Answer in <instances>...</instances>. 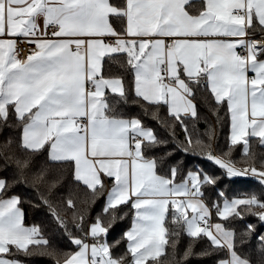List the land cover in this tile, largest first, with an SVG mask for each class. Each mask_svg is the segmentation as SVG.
<instances>
[{
	"label": "snow or ice",
	"instance_id": "6c2138e0",
	"mask_svg": "<svg viewBox=\"0 0 264 264\" xmlns=\"http://www.w3.org/2000/svg\"><path fill=\"white\" fill-rule=\"evenodd\" d=\"M186 5L189 0H0V133L20 129L18 143L6 136L0 148V264H24L15 258L21 254L48 256L55 264H160L166 245L171 264H180L181 233L192 238L181 259L224 252L216 264H264V158L257 168L246 139L258 137L264 147V0H205L193 11ZM110 16L123 26L114 27ZM16 36L34 45L26 58L15 54ZM105 55L125 58L131 103L146 114L152 105L167 138L108 102L105 89L129 100L122 78L100 74ZM205 85L215 105L227 103L229 148L212 150L215 131L209 127L207 143L195 141L197 153H206L230 179L254 178L260 193L229 199L220 190L213 200L206 190L219 188L221 177L200 169L181 176L182 162L168 163L176 148L190 151L175 130L179 126L191 143L201 118L195 100ZM161 105L171 121L160 115ZM241 142L246 168L231 157V146ZM70 168L76 189L58 197ZM81 183L91 193L75 208ZM20 184L35 189L34 206L50 210L75 251L62 253L39 226L24 225L21 198L14 194ZM106 188L89 224L91 206ZM63 206L74 209L71 221L61 214ZM129 211L126 251L115 254L111 249L120 241L109 245L106 235ZM197 238L208 242L200 253L193 252ZM253 240L255 259L252 251H238Z\"/></svg>",
	"mask_w": 264,
	"mask_h": 264
},
{
	"label": "trees",
	"instance_id": "16d2710c",
	"mask_svg": "<svg viewBox=\"0 0 264 264\" xmlns=\"http://www.w3.org/2000/svg\"><path fill=\"white\" fill-rule=\"evenodd\" d=\"M190 11L192 9L189 6ZM111 23L115 26L114 18L111 17ZM117 21V20H116ZM121 25V21L119 23ZM118 28L117 26H115ZM120 28V27H119ZM116 55V54H113ZM122 64L126 65V60L122 56H117L116 59L110 60L109 56L105 57L102 62L101 75L105 78H122L123 83L125 85L126 92L128 94V103H124L123 100L119 97V95H112L106 92L108 102L110 104H114L116 110L122 113L123 116L128 118H139L143 125L149 128H152L156 135L167 138L168 133L164 131L161 123L153 118L151 114L152 105H147V102L141 101L147 105L150 111L146 114L138 104L131 103V100L134 99V93L132 92V73L127 71L126 66H122ZM207 96L208 103L203 102L202 97ZM195 104L197 106V111L200 115V119L195 124V130L192 129V121L189 120V130L193 131V135L191 137V143L185 140L184 131L177 126L176 127V135L177 139L180 141H185L186 146L190 149V151L186 154L182 149L176 148L173 157L169 159L168 163H175L176 161H181V176L185 175L189 170H197L200 169L203 172L214 174L218 177L222 178V183L219 185V188L213 190L211 188L206 190V195L213 200L219 199L216 193L220 190L225 191L227 197L237 198L243 197L247 193H260L262 191L260 184L251 177H236V178H228L224 175L222 169H220L214 162L209 161L206 158V153L204 156H201L196 151L195 141L197 138L201 139L205 143H207V136L204 135L206 129L209 127L213 128L215 131V137L212 142V150L219 154L221 151H227L229 148V113L226 106V103H222L219 106L215 105L214 98L211 96L208 89L204 86L202 90L197 92V98L195 100ZM160 115L167 118L171 121L173 118L170 117L167 113L166 106L161 105L159 108ZM218 113V115H217ZM219 120V122H217ZM6 136H10L13 141L19 142L20 139V129H11L7 132L0 133V148H2L3 141ZM249 140L250 144V152L255 155V166L257 168L260 167V161L264 158V147L260 145V142L257 138L246 137ZM175 147L170 144L168 146V150H172ZM232 147L231 157L235 163L237 168H246L247 165L244 163V160L247 158L244 156L242 151V142L238 143ZM3 161L0 160V164ZM167 167V165H165ZM2 174V173H0ZM8 176L12 175V172L9 171L7 173ZM69 188L76 189L75 182L71 179V168L69 169L68 180L65 184L60 188L57 196L67 197ZM91 190L86 189V187L81 183L79 185V195L73 196L75 200V208L82 207L80 201L84 199L87 195H90ZM107 193V188L105 189V195L102 196L99 200L95 202L94 205L91 206V214L88 217V223L90 224L96 218V214L101 211L104 199ZM19 195L21 198V207L23 208V223L25 226H39L42 229L43 233L52 241L57 249H59L62 253H69L75 251V246L70 243V240L67 235L64 234L62 230L57 227L56 221L50 215V210L40 204V206H34L39 204V200L37 197V192L34 188L30 186H26L24 184H20L16 187L15 193ZM31 201V203H29ZM222 203V201H221ZM64 210L62 211V215L66 217L67 220L71 221L72 216L71 212L74 209H68L66 206H63ZM215 216L213 215V220L215 222ZM250 222H255V217H248ZM132 221V214L129 211V215L124 219L117 220L111 227H109L108 233L106 235V239L109 245H114L117 240L120 241L119 245L112 248L111 250L115 254H122L126 251V239L124 238V232L129 228ZM104 222L106 224L107 217H104ZM229 227H241L242 225L239 222L234 221H223ZM87 227V225H86ZM169 228L172 225L169 223ZM74 235H79V233H73ZM190 237H188L185 233H181L180 238L177 244V250L175 259L180 261V264H216V260L219 258H223L225 256L224 252L216 253L212 256H200V255H191L187 259H181L185 250L188 248L189 243L191 242ZM89 242H91L89 238ZM31 247V246H30ZM208 247V242L206 239L197 238L195 243H193V252L200 253L204 248ZM256 242L253 240L252 243L246 246L244 249H239L238 251H252V258H256L255 249ZM18 260L24 262V264H55V260L48 256H43L39 254H33L30 256L18 255L15 257ZM63 259V257H61ZM157 260L160 264H171L172 260V250L169 246H165V252L161 254L160 257H157ZM150 264H154V262H150Z\"/></svg>",
	"mask_w": 264,
	"mask_h": 264
},
{
	"label": "crops",
	"instance_id": "0c3cea01",
	"mask_svg": "<svg viewBox=\"0 0 264 264\" xmlns=\"http://www.w3.org/2000/svg\"><path fill=\"white\" fill-rule=\"evenodd\" d=\"M113 2H115V0H113ZM204 2H205V0H189V5L191 6L190 8H191L192 11H193V10H195V8L202 6ZM189 5H186V6H189ZM110 19H111V16H110ZM110 22H111V20H110ZM40 23H41V25L43 24V20H42V19L40 20ZM114 23H115V26H117L118 28L123 26V25H122V22H121V25L119 24L120 21H116V20H114ZM115 26H114V27H115ZM16 37H17V36H16ZM7 38H9V39H13V37H7ZM14 38H15V37H14ZM33 47H34V45H33ZM82 51H83V49H82ZM112 55H113V54H112ZM105 57H108V55H105L104 57H102V59H101V68H102V62H103V59H104ZM100 74H101V72H100ZM248 75L251 77L253 74H252L251 72H249ZM205 87H206V85H205ZM206 88H207V87H206ZM106 92H108V93H110V94H112V95H119V94H117V93H111V91H110L109 89H105V93H106ZM225 103H226V101H225ZM226 106H227V103H226ZM166 110H167V106H166ZM167 113H168V111H167ZM249 119H251V116H250V105H249ZM230 123H231V121H230V114H229V135H230ZM249 137H251V136H249ZM251 138H257V139L259 140L258 137H251ZM106 195H107V193H106ZM105 197H106V196H105ZM177 199H180V198L178 197ZM130 227H131V224H130L129 228H130ZM129 228H128V229H129Z\"/></svg>",
	"mask_w": 264,
	"mask_h": 264
},
{
	"label": "built area",
	"instance_id": "2783aa9c",
	"mask_svg": "<svg viewBox=\"0 0 264 264\" xmlns=\"http://www.w3.org/2000/svg\"><path fill=\"white\" fill-rule=\"evenodd\" d=\"M14 39L16 40L15 54L18 58H26V56L30 54V50L33 48V45L24 42V38L20 36H17Z\"/></svg>",
	"mask_w": 264,
	"mask_h": 264
}]
</instances>
